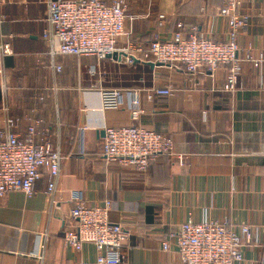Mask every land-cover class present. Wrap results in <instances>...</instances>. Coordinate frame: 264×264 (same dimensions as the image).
<instances>
[{
  "label": "crops",
  "instance_id": "obj_1",
  "mask_svg": "<svg viewBox=\"0 0 264 264\" xmlns=\"http://www.w3.org/2000/svg\"><path fill=\"white\" fill-rule=\"evenodd\" d=\"M223 5L224 0H128L126 33L118 45L169 39L179 22L186 32L195 27L225 41ZM240 11L250 21L238 37L239 57L264 59V0H241ZM46 14L47 0H0V84L8 87L0 99V125L2 105L19 119L21 135L40 119L37 129L66 156L54 197L42 177L33 196L13 191L0 198V264L95 259V246L76 251L63 240L72 224L74 193L90 205L112 202L110 220L129 233L122 264H184L174 235L188 219L257 227L260 244L246 247L237 264H264V60L258 66L242 61L234 91L224 89L225 65L213 72L203 66L192 80L169 64L152 68L141 60L57 55V70L43 36ZM2 45H8L6 53ZM168 85L175 89L171 95L150 93ZM106 88L137 91L140 106L126 92L118 108L104 109ZM128 125L172 137L174 154L159 156L144 172L107 160L105 128ZM166 240L170 251L161 249Z\"/></svg>",
  "mask_w": 264,
  "mask_h": 264
},
{
  "label": "built area",
  "instance_id": "obj_2",
  "mask_svg": "<svg viewBox=\"0 0 264 264\" xmlns=\"http://www.w3.org/2000/svg\"><path fill=\"white\" fill-rule=\"evenodd\" d=\"M240 6L241 0H224L219 10L228 25L225 41L218 42L198 34L195 27L186 32L184 24L179 22L169 39L156 36L147 45L128 42L120 47L119 39L126 33L128 0L110 3L106 0H47L48 28L43 36L48 44L51 65L57 70L61 69L55 62L57 55L95 56L102 60L117 52L124 53L120 60L124 58L129 63L152 61L182 68L192 80L201 73L203 66L213 72L225 65L228 72L224 89L234 91L242 61L258 66L264 60L262 55L239 57L238 37L250 21L249 16L240 11ZM160 18L163 23L164 15ZM1 47L3 53L8 51V45ZM174 90L168 85L153 87L150 93L171 95ZM7 91L8 87L0 84V99ZM126 92L131 94L134 107H139V93L121 88L103 89L102 107L118 108ZM1 110L5 115L0 125V198L13 191L31 197L35 193V183L42 177L47 180V195L54 197L66 156L44 131L37 129L40 119L31 122L21 135L17 131L19 119L11 115L6 105H2ZM102 153L109 161L144 172L159 156L174 154V140L143 126L106 127ZM179 158L181 161L182 157ZM72 199V224L65 229L63 240L76 251H81L86 244L97 250L95 259L80 264H122L129 233L122 224L110 220L112 202L90 205L76 193ZM174 236L176 252L184 264H237L244 259L246 247L260 244L257 227L249 224L234 226L227 220L188 219ZM170 248L169 241L162 242L163 251H170Z\"/></svg>",
  "mask_w": 264,
  "mask_h": 264
},
{
  "label": "water",
  "instance_id": "obj_3",
  "mask_svg": "<svg viewBox=\"0 0 264 264\" xmlns=\"http://www.w3.org/2000/svg\"><path fill=\"white\" fill-rule=\"evenodd\" d=\"M122 55L124 53H113L111 55H108V57L113 58V59H121ZM152 68H154L156 65L163 64V63H154L152 61L147 62Z\"/></svg>",
  "mask_w": 264,
  "mask_h": 264
},
{
  "label": "trees",
  "instance_id": "obj_4",
  "mask_svg": "<svg viewBox=\"0 0 264 264\" xmlns=\"http://www.w3.org/2000/svg\"><path fill=\"white\" fill-rule=\"evenodd\" d=\"M153 40V39H152ZM152 40H150L148 43H143V42H139V41H137V42H135V43H141V44H145V45H147V44H149Z\"/></svg>",
  "mask_w": 264,
  "mask_h": 264
}]
</instances>
